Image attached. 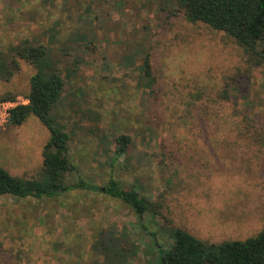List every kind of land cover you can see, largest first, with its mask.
I'll return each mask as SVG.
<instances>
[{
    "label": "rangeland",
    "instance_id": "obj_1",
    "mask_svg": "<svg viewBox=\"0 0 264 264\" xmlns=\"http://www.w3.org/2000/svg\"><path fill=\"white\" fill-rule=\"evenodd\" d=\"M24 40L53 49L65 78L81 60L56 110L76 171L100 189L111 178L135 187L155 214L141 220L104 191L4 197L0 264H107L113 236L127 255L121 264H158L174 244L171 228L216 244L262 231L264 64L250 67L224 33L188 22L180 0H0V60L10 63ZM141 52L151 54L154 98L139 88ZM17 62L11 80L0 79V106L30 92L36 70ZM6 108L0 167L39 178L50 133L35 117L10 126ZM120 137L131 142L112 167Z\"/></svg>",
    "mask_w": 264,
    "mask_h": 264
},
{
    "label": "trees",
    "instance_id": "obj_2",
    "mask_svg": "<svg viewBox=\"0 0 264 264\" xmlns=\"http://www.w3.org/2000/svg\"><path fill=\"white\" fill-rule=\"evenodd\" d=\"M181 11L188 22L202 23L217 32H222L244 50L250 67L264 64V0H180ZM10 63L0 60V79L9 82L18 68L17 59L32 65L36 72L30 81L28 104L18 105L9 112V125L22 126L29 118H37L49 131L50 138L43 150V167L39 178L17 177L0 167V199L11 197L26 199H56L75 190L102 192L130 206L139 219L155 214L151 200L143 196L135 187L126 190L121 182L111 178L105 188L87 183L76 171L70 155V134L59 122L56 110L63 102L65 88L71 75L77 71L81 60L72 69L66 68L67 78L63 76L61 61L50 47L24 40L10 50ZM142 63L139 69V88L147 90L155 97L157 77L153 70L151 54H140ZM125 61L133 65L135 56H127ZM11 101L13 98H1ZM128 137L119 138V148L112 160V167L127 153L130 144ZM74 178V180H71ZM107 232L100 231L102 239ZM156 235V234H153ZM174 240L171 249L163 251L158 264H264V228L257 235L245 241L209 243L181 228H171ZM112 251L104 243L101 248L112 251L107 264L126 262V252L119 249L120 240L114 237ZM104 240V239H103ZM153 254V253H152ZM109 255V254H108ZM154 255V254H153Z\"/></svg>",
    "mask_w": 264,
    "mask_h": 264
},
{
    "label": "built area",
    "instance_id": "obj_3",
    "mask_svg": "<svg viewBox=\"0 0 264 264\" xmlns=\"http://www.w3.org/2000/svg\"><path fill=\"white\" fill-rule=\"evenodd\" d=\"M26 104H28V100L27 99H25V100H18L16 102H7L6 104H1L0 107L7 106V108L5 109V116H6V118L9 119V112L12 109H14L18 105H26Z\"/></svg>",
    "mask_w": 264,
    "mask_h": 264
}]
</instances>
